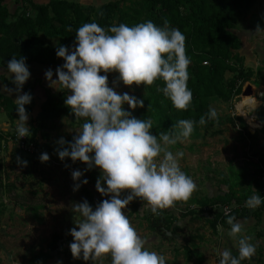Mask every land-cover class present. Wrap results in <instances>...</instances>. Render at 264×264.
Wrapping results in <instances>:
<instances>
[{
	"label": "clouds",
	"instance_id": "9594fccd",
	"mask_svg": "<svg viewBox=\"0 0 264 264\" xmlns=\"http://www.w3.org/2000/svg\"><path fill=\"white\" fill-rule=\"evenodd\" d=\"M185 41L184 34L177 28L169 29L167 22L164 27H158L150 20L131 27L121 23L107 30L92 22L76 31L74 49L63 45L56 48V56L65 62L55 70V81L51 69L45 72V78L69 90L65 105L71 108L75 118L85 119L81 131L71 142L63 137L59 139L62 150L58 151V158L80 161L86 165V171L99 168L101 174L95 189L102 196H110L95 208L86 199L73 203V211L82 217L76 227L69 230L73 238L69 244L73 259L100 260L102 264L105 255L110 254L111 264H166L163 255L145 247V241L123 210L134 198H140L147 202L153 214L158 215V210L172 208L176 202H187L191 198L197 185L180 168L179 160L184 153L173 154L168 146L188 140L197 122L181 119L177 123L178 133L161 132L157 137L151 131V119H137L123 107L143 108L144 101L127 92L118 93L109 87L108 76L100 73L116 72L118 80L126 86H151L157 79H162L165 87L158 90L176 109L187 110L193 94L187 83L191 61L186 55ZM7 69L12 74L11 82L15 88L6 89L10 95L17 94L14 101L20 121L17 135L29 137L25 105L31 103L32 95L19 94L31 75L26 58L13 57L7 62ZM205 115L207 120H218L213 107ZM206 122L205 116L198 121L200 125ZM49 158L47 153L39 157L42 163ZM17 163L22 167L28 164L20 157H17ZM83 175L80 170L71 173L73 191L88 183L86 178L81 179ZM102 182L106 187H102ZM124 192L128 194L121 198ZM262 203L264 196L258 193L250 196L245 206L255 210ZM234 220L233 216L227 219L231 226L229 234L233 237L241 233L243 227ZM238 245V256L225 249L220 254L219 264H242L255 256L256 246L248 239H239Z\"/></svg>",
	"mask_w": 264,
	"mask_h": 264
},
{
	"label": "rangeland",
	"instance_id": "374dc122",
	"mask_svg": "<svg viewBox=\"0 0 264 264\" xmlns=\"http://www.w3.org/2000/svg\"><path fill=\"white\" fill-rule=\"evenodd\" d=\"M68 1L83 3L80 0ZM39 2L46 3L48 0ZM94 5H98V0H94ZM6 6L11 14L10 20L22 10L32 14L31 9L22 6L20 0H6ZM235 33L241 42L239 53L244 58L245 67L259 72L260 75H256L242 87L244 90L247 84L252 85L251 97L242 99L243 96L239 94L230 102L211 100V107L216 109L218 118L222 120L221 124L208 130L194 131L183 143L168 146L173 154L177 151L184 153L179 160L180 168L197 185V190L190 199L209 198L227 192L237 180L238 184L232 189L239 193L241 198L245 195L247 199L259 180L261 169H264V72L261 69L264 67V0H258L238 20ZM64 62L63 60L59 66ZM49 69L53 71L52 80L55 81V69L43 65L42 69L30 73L32 77L29 82L45 76ZM100 75H107L109 87H113L118 93L127 92L144 101L146 93L140 85H124L118 80L119 74L116 72H101ZM47 82L49 88L59 86V83ZM39 96L37 94V98ZM250 99L257 102L258 106L250 110L248 116L254 115L263 125V128L257 126L254 131L248 125V119L237 111L238 104ZM123 107L126 111H131L137 119H141L144 114L153 121L157 118L155 112L150 111V107L144 106L134 110L129 109L128 105ZM32 117L27 121L29 127L31 123L35 124ZM84 122V118H75L73 114V117L63 116L57 119L53 127L46 131L47 139L43 138V132L38 131L34 141L50 158L43 163L33 162L31 167L23 168L16 164L14 141L2 146L0 264H29L33 256L42 253L50 254V258L39 264H57L58 261L62 264H101L100 260L91 262L82 258L73 259L69 250V244L73 240L69 230L76 227L82 219L79 213L73 211V203L86 199L95 208L98 198L101 202L110 198L102 196L95 189L96 180L101 174L100 169L94 167L86 171L84 163L73 162L70 158L61 161L57 155L58 151L62 150L58 144L59 139L63 137L65 141L71 142L81 131ZM18 124H9L6 114L0 113V131L14 135L17 133ZM45 145L48 146L47 150ZM31 158L32 156L29 160ZM74 170L84 172L81 179L88 180V183L77 191H73L74 181L71 173ZM102 187H106L103 182ZM126 193H122L121 198H124ZM189 203L178 201L172 208L158 210L169 211L179 227L178 233L168 234L167 238L149 229L147 218L151 211L146 201L139 199L136 206L130 202L123 211L138 235L145 241V247L163 255L166 264H219L220 254L225 249H230L233 256H238V241L241 238L248 239L249 243L256 246L255 256L251 260L242 261V264H264V215L259 219L250 216L247 219L234 220L243 227L241 233L233 237L229 234L231 226L227 221L215 223L213 226L212 220L208 221L205 215L197 212L191 214L190 212L196 210V206ZM54 236L59 237L60 241L56 249L52 250ZM102 264H111L110 254L105 255Z\"/></svg>",
	"mask_w": 264,
	"mask_h": 264
},
{
	"label": "trees",
	"instance_id": "16d2710c",
	"mask_svg": "<svg viewBox=\"0 0 264 264\" xmlns=\"http://www.w3.org/2000/svg\"><path fill=\"white\" fill-rule=\"evenodd\" d=\"M20 1L22 6L31 9L32 14L22 10L10 20L11 14L6 6V0H0V69L2 70L0 82L9 87H15L5 77V73L8 72L7 62L10 59L22 56L26 58L27 65L30 63L55 65L60 60L55 54L56 48L63 45L74 49L76 31L85 23L96 22L107 30L121 23L131 27L150 20L158 27H164L167 22L169 29H179L186 37V55L191 61L188 66L187 83L192 91L193 100L187 110H178L170 99L158 90L165 87L162 79H157L151 86L140 85L146 93L144 106L150 107V111L157 115L156 120H152L151 129L157 137L161 132L178 133L177 123L181 119L196 121L194 131L208 130L221 124L222 120L219 118L207 120L205 114L211 107V100L230 102L241 94L242 86L246 82L260 75L259 72L245 67L244 58L239 53L241 42L235 33L238 20L258 0H112L97 6H85L68 0H49L46 3H37L35 0ZM261 69L264 72V67ZM38 83L37 80L33 83H25L21 90L23 94L27 92L32 95L31 103L25 105L28 117L32 114L34 88ZM45 94L39 112L32 118L35 124L31 123L29 127L31 132L29 137L32 141L38 131L43 132V138L47 139L46 131L53 127L57 119L63 116L73 117L71 108L64 103L65 98L70 94L68 89L59 84L56 92L46 90ZM16 107L10 97L0 94V113L6 114L10 124L20 123ZM202 116H205L207 121L205 125L198 123ZM141 119L147 120V114ZM14 138V135L0 131V151L3 145L14 141ZM37 147L40 148L38 145ZM47 148L48 146L45 145L46 150ZM41 154L36 152L30 162V156L23 154L16 146V164L21 166L17 163V157H20L21 160L28 162V167H31L33 162L40 161ZM1 169L0 160V171ZM261 171L262 174L264 169ZM27 172L31 173L29 170ZM237 184L238 180L231 186ZM254 189V194H260L259 182L255 183ZM139 199L134 198L131 205L136 206ZM246 200L245 195L241 198L228 191L212 198H192L187 202L196 206V210L190 212L191 214L196 212L206 214L207 220H212L211 225L214 226L215 223L226 222L229 216L235 217V220L250 216L259 219L261 209L249 211L245 208L241 210L234 208L231 215L223 216L213 208L217 204L233 202L240 204ZM100 202L98 198L97 204ZM147 222L152 232L166 238L168 234L174 235L179 231L169 211L159 212L158 215L151 212ZM59 241L60 238L54 236L52 250L56 249ZM48 258L50 254H38L30 259L29 264H39Z\"/></svg>",
	"mask_w": 264,
	"mask_h": 264
},
{
	"label": "crops",
	"instance_id": "0c3cea01",
	"mask_svg": "<svg viewBox=\"0 0 264 264\" xmlns=\"http://www.w3.org/2000/svg\"><path fill=\"white\" fill-rule=\"evenodd\" d=\"M48 1H49V0H48ZM80 1L83 2L82 5L85 4V6H86V5H94V0H80ZM109 1H112V0H98V5H101V4L106 3V2H109ZM35 2L40 3L39 0H35ZM79 4H80V3H79ZM62 61H63V59L60 58V60H59V62H58L57 64H55V65H51L50 67H53V68L56 70V69L58 68V66L61 65ZM39 65H40V64H39ZM27 66H28V69H29L30 73H33V72H36V71L42 69V66H43V65L40 67V66L36 65L35 63H30V64L27 65ZM45 66H46V65H45ZM59 67H60V66H59ZM0 70H1V69H0ZM10 75H12V74H11L9 71L5 73V77H8V78H6L8 81H11V79H10ZM35 75H36V74H35ZM44 75H45V74H44ZM30 77H32V76L30 75ZM36 80L39 81V83L36 84V86H35V88H34V105H33V110H32V114H31V116H33L32 118H34V117L37 115V113L39 112V110H40V109L38 110V105H39V107H40L41 104L43 103V101L45 100V96H46L45 91L48 90V91L54 93V92H56V91L58 90V88H59V86H52V87L49 88V87L47 86V83H48V82H47L45 76H41L40 78H36V79L32 80L31 82H29V80H28V81H26V83H33V82H35ZM49 83H50V82H49ZM6 88L14 89L15 87L4 86V85L1 83V84H0V91H1L0 94L6 95V96L10 97L13 101H15L16 98H17V94H16L15 92H13V93L10 95V93L7 91ZM54 88H55V89H54ZM19 94L22 95L23 92L21 91ZM37 94L40 95L39 98H37ZM17 123H18V122H17ZM9 124H10V123H9ZM15 125H16V124H15ZM234 187H235V185H234ZM231 188H233V187L231 186ZM231 188H230L228 191H232L237 197H241V195H240L239 193H236V191L233 190V189H231ZM228 191H227V192H228ZM254 192H255V189H254V187H253V188L251 189L250 193H249L248 198H249L250 196H252V195H255ZM224 193H226V192L220 193V194H218V195H222V194H224ZM218 195H215V196H218ZM215 196H213V197H215ZM209 198H212V197H209ZM248 198H247V199H248ZM205 215H206V214H205ZM263 215H264V214L261 213L260 217L263 216ZM206 217H207V216H206ZM246 219H247V218H246ZM238 220H239V219H238ZM199 259L201 260L200 256H199Z\"/></svg>",
	"mask_w": 264,
	"mask_h": 264
},
{
	"label": "built area",
	"instance_id": "2783aa9c",
	"mask_svg": "<svg viewBox=\"0 0 264 264\" xmlns=\"http://www.w3.org/2000/svg\"><path fill=\"white\" fill-rule=\"evenodd\" d=\"M244 86V85H243ZM242 86V87H243ZM249 125V124H248ZM250 126V125H249ZM257 129V127L253 128V131ZM14 142L17 148L25 155L27 156H33L36 152L43 153L38 147L37 144L30 139V137L25 138H19L17 133L14 134ZM260 183V195L264 196V172L259 176ZM214 210L221 212L223 216H229L232 213V210L234 208H238L241 210V208L248 209L249 211H254L252 209H249L245 206V201L238 203H227V204H217L214 207ZM257 209H261V213L264 214V203L261 204V206ZM255 209V210H257Z\"/></svg>",
	"mask_w": 264,
	"mask_h": 264
},
{
	"label": "bare ground",
	"instance_id": "6f19581e",
	"mask_svg": "<svg viewBox=\"0 0 264 264\" xmlns=\"http://www.w3.org/2000/svg\"><path fill=\"white\" fill-rule=\"evenodd\" d=\"M249 98L251 97L250 96H243V98ZM258 106V103L255 102L254 100L250 99V100H245L243 103L241 104H238L237 106V111L245 118V119H248V123L249 125L252 127V128H255V127H261V123L257 122L254 120L255 116L252 115V116H248V113L250 110L252 109H255L257 108ZM246 109V110H245ZM251 112V111H250ZM257 119V118H256Z\"/></svg>",
	"mask_w": 264,
	"mask_h": 264
},
{
	"label": "water",
	"instance_id": "95a60500",
	"mask_svg": "<svg viewBox=\"0 0 264 264\" xmlns=\"http://www.w3.org/2000/svg\"><path fill=\"white\" fill-rule=\"evenodd\" d=\"M241 95L242 96H250V95H252V85L251 84H247L246 87L244 88V90H242ZM254 120L257 121V122H259V123H261V121H259L256 118H254ZM261 125H262V123H261Z\"/></svg>",
	"mask_w": 264,
	"mask_h": 264
}]
</instances>
